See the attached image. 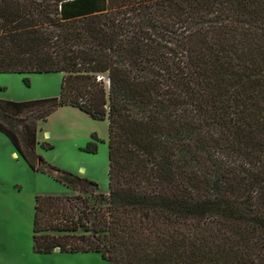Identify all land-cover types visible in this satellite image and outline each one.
Instances as JSON below:
<instances>
[{"label": "trees", "instance_id": "obj_1", "mask_svg": "<svg viewBox=\"0 0 264 264\" xmlns=\"http://www.w3.org/2000/svg\"><path fill=\"white\" fill-rule=\"evenodd\" d=\"M52 73L57 97L0 100V133L73 192L35 196V254L264 264V0H0V74ZM60 107L107 122L103 208L36 164Z\"/></svg>", "mask_w": 264, "mask_h": 264}, {"label": "rangeland", "instance_id": "obj_2", "mask_svg": "<svg viewBox=\"0 0 264 264\" xmlns=\"http://www.w3.org/2000/svg\"><path fill=\"white\" fill-rule=\"evenodd\" d=\"M60 83L58 73L0 74V100L24 102L57 97ZM38 122L35 154L42 161L37 160V166L45 168L43 162L95 182L97 191L81 194L89 197L94 207H105L108 194L107 123L92 120L68 107L57 109L45 121ZM92 135L97 138V150L88 153L84 148L92 141ZM8 147L15 152L17 161H13L0 144V264H108L93 253L37 255L32 251L35 196H69L73 192L50 175L32 171L11 143ZM73 184L77 187L83 182Z\"/></svg>", "mask_w": 264, "mask_h": 264}, {"label": "crops", "instance_id": "obj_3", "mask_svg": "<svg viewBox=\"0 0 264 264\" xmlns=\"http://www.w3.org/2000/svg\"><path fill=\"white\" fill-rule=\"evenodd\" d=\"M36 75H41V74H36ZM61 108H66V107H60V108H58V109H61ZM68 108H71V107H68ZM73 109H75V108H73ZM77 110V109H76ZM79 111V110H78ZM82 113V112H81ZM84 114V113H83ZM85 115V114H84ZM87 116V115H86ZM41 121H39L38 122V124L40 123ZM104 122H106V121H104ZM107 123V122H106ZM107 137H108V133H107ZM10 141L3 135V134H1L0 133V144L2 145V146H4L5 147V150H7V152L9 153V157L13 160V161H17V160H15L16 159V155H15V152L13 151V150H10L9 149V143ZM55 253V252H54Z\"/></svg>", "mask_w": 264, "mask_h": 264}, {"label": "water", "instance_id": "obj_4", "mask_svg": "<svg viewBox=\"0 0 264 264\" xmlns=\"http://www.w3.org/2000/svg\"><path fill=\"white\" fill-rule=\"evenodd\" d=\"M54 252H55V253H58V250L56 249Z\"/></svg>", "mask_w": 264, "mask_h": 264}]
</instances>
